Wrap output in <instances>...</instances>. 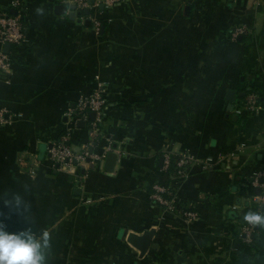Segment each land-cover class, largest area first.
<instances>
[{
	"label": "crops",
	"instance_id": "obj_1",
	"mask_svg": "<svg viewBox=\"0 0 264 264\" xmlns=\"http://www.w3.org/2000/svg\"><path fill=\"white\" fill-rule=\"evenodd\" d=\"M12 1L0 13L21 15L25 38L0 78V223L46 230L47 264H264V229L240 237L263 205L251 179L264 168V0H89L75 19L66 0ZM251 88L257 110L237 113ZM98 89L107 103L91 151L106 157L54 165L63 134L76 152L91 140L95 117L69 112ZM181 151L195 162L176 177L164 154ZM160 183L175 210L152 198Z\"/></svg>",
	"mask_w": 264,
	"mask_h": 264
},
{
	"label": "built area",
	"instance_id": "obj_2",
	"mask_svg": "<svg viewBox=\"0 0 264 264\" xmlns=\"http://www.w3.org/2000/svg\"><path fill=\"white\" fill-rule=\"evenodd\" d=\"M75 5V10L80 14L89 4V0H66ZM12 5L14 7L21 6L19 0H13ZM100 23L95 24V28L99 29ZM245 32L244 26H237L233 32L236 37ZM25 35L23 31V25L21 15H10L8 13H0V78L5 76L11 57L3 47L5 44L10 43L11 45H19L24 40ZM259 93L256 91H250L245 95L241 101L240 108L236 109L237 113L255 112L258 108ZM107 100L104 96V92L101 89L94 91L88 96L81 97L78 100L76 109H72L69 112V116L72 115L73 119L79 120L81 118H87L89 112H95V121L91 128L90 135L91 140L88 141L85 148L81 152H76L70 145V135L63 134L61 138L53 144L51 147V158L54 165L66 166L72 164L74 161L79 165L89 164L95 166L100 160L106 157V154L95 155L91 151V146L95 141V137L98 135L100 128L99 122L102 121ZM195 162V156L189 151L179 152L175 158H173L171 152L164 154V167L166 170L174 169L176 177L185 176L187 169ZM20 165L30 173H35L34 165L30 164L27 160H20ZM207 167V165H206ZM251 182L253 185L258 186L261 190V197L264 205V168L255 171L252 176ZM152 198L159 204L165 206L167 209L175 210L177 207L176 202L173 198L169 186L165 184H155L153 188ZM262 205V206H263ZM264 213V208L252 210L251 212ZM183 214L188 220H195L198 218V213L195 210L189 208L183 209ZM261 226L249 225L247 222L244 224L240 231V237L246 244H252L254 242V236L261 231Z\"/></svg>",
	"mask_w": 264,
	"mask_h": 264
},
{
	"label": "clouds",
	"instance_id": "obj_3",
	"mask_svg": "<svg viewBox=\"0 0 264 264\" xmlns=\"http://www.w3.org/2000/svg\"><path fill=\"white\" fill-rule=\"evenodd\" d=\"M43 13V9H37ZM20 203V197H17ZM244 220L249 225L264 227V213L248 212ZM50 237L46 230L12 229L0 223V264H47Z\"/></svg>",
	"mask_w": 264,
	"mask_h": 264
},
{
	"label": "water",
	"instance_id": "obj_4",
	"mask_svg": "<svg viewBox=\"0 0 264 264\" xmlns=\"http://www.w3.org/2000/svg\"><path fill=\"white\" fill-rule=\"evenodd\" d=\"M91 1H93V0H91ZM55 8L57 10V13H59V14H66L67 10H68V6L65 5V4H57V5H55ZM86 12H88V10ZM76 14L77 13L75 12V5H73L72 6V10H71V12H68V15L70 16V18L75 19L76 16H77ZM80 21H81V19H80ZM88 22H89V20H88ZM10 47H11V44L7 43V44H5V49L4 50L6 52H8ZM245 95H246V92L239 93V96H245ZM237 98H238L237 92L234 91V90L230 91V93H229V99H230V102H231L230 105H229V109L230 110H233L235 108V103L237 101ZM90 117L92 119H94L95 112H91ZM235 117L237 118V116H235ZM117 159H118L117 153H115L113 151L109 152L108 155H107V158H106V164H108L107 167L109 169H113L115 164H116V162H117Z\"/></svg>",
	"mask_w": 264,
	"mask_h": 264
},
{
	"label": "trees",
	"instance_id": "obj_5",
	"mask_svg": "<svg viewBox=\"0 0 264 264\" xmlns=\"http://www.w3.org/2000/svg\"><path fill=\"white\" fill-rule=\"evenodd\" d=\"M250 91H256V92H258L255 88H251L249 91H247V93H249ZM246 93V94H247ZM259 93V92H258ZM261 94H259V96H260ZM244 97V96H243ZM262 96H260L259 97V100H260V98H261ZM262 208H264V205L262 206ZM262 229H264V227H262Z\"/></svg>",
	"mask_w": 264,
	"mask_h": 264
}]
</instances>
